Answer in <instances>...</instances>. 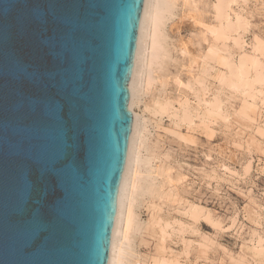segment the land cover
<instances>
[{"label": "water", "instance_id": "obj_1", "mask_svg": "<svg viewBox=\"0 0 264 264\" xmlns=\"http://www.w3.org/2000/svg\"><path fill=\"white\" fill-rule=\"evenodd\" d=\"M144 0H0V264H107Z\"/></svg>", "mask_w": 264, "mask_h": 264}, {"label": "rangeland", "instance_id": "obj_2", "mask_svg": "<svg viewBox=\"0 0 264 264\" xmlns=\"http://www.w3.org/2000/svg\"><path fill=\"white\" fill-rule=\"evenodd\" d=\"M175 2L165 55L128 107L142 143L128 264H264V83L235 92L218 82L230 66L251 81V59L264 73V0L229 5V20L245 25L230 35L215 0Z\"/></svg>", "mask_w": 264, "mask_h": 264}, {"label": "bare ground", "instance_id": "obj_3", "mask_svg": "<svg viewBox=\"0 0 264 264\" xmlns=\"http://www.w3.org/2000/svg\"><path fill=\"white\" fill-rule=\"evenodd\" d=\"M169 1L175 2L176 0H169ZM169 1L168 0H144L142 16H141V21H140V26H139L136 53H135V57L133 61L130 80L128 83V89L130 91V103L128 107L130 110H131V105L135 97V94H137L136 86H137V83L139 82L138 79L142 78L140 76L144 75L145 76V79H144L145 86L150 85V81H152V79L150 78L151 73L154 67L156 65L157 66L159 65L158 61L160 60L158 59L162 60L163 58L162 56L165 55L164 54L165 52L162 48L163 40H162L161 30L163 28L162 25L165 21L164 19H166L164 18V16L168 12V7L170 6ZM232 2H234V0H215V6H214L215 14L213 15L215 16L214 17L215 21L218 23V30L224 35H230L231 33H235L239 29L242 30L243 27L245 26L242 19L236 18V17H239L238 15L234 18V21L229 20L228 18L229 12H227V10L229 11V5ZM172 5H175V4H171V8H172ZM171 8H169V10H171ZM241 37L242 36L239 35L238 39L236 38L237 40L235 42L233 41L236 46L238 45L239 39H241ZM146 40H147V45H146ZM241 42L242 41L240 40V43ZM145 45L147 46V48ZM251 61L250 63L252 64V71H253V79L251 81H248V82L247 80L241 81L240 77L234 71V68L230 66L228 68L229 70L228 74L226 76L222 75L219 77V80H218L219 85L221 87L229 88L235 92H239V90H242L243 92L244 91L251 92L255 88V85L263 86L261 84V83H264L263 68L257 63V61H255V59L253 60L251 59ZM247 96H250V94L249 95L247 94ZM216 102H213L215 104L213 105L211 104V106L217 107L218 105H216ZM184 112L182 113V117L180 119L187 118V114ZM132 115L134 118L133 128H132V132L130 135L126 162H125V166H124V170H123V174L121 178V183H120V189L118 193V198L116 202V209H115V214H114V222H113L112 235H111V241H110V250H109L107 264H128L127 257L128 255H131L129 254V247H130V236L129 235H130L132 226L135 223L134 221L135 215H134L133 209H134L135 196L139 188L138 181H139V177H140L139 175L141 172L139 157L134 154V144L137 142V141L135 142V138L137 137L139 133V130H138L139 127L137 126V123H136L137 121L136 115L134 113ZM138 137L141 138L140 135H138ZM138 141L139 142L137 143L140 146L142 144L141 139H139ZM165 173L168 174L167 172ZM243 259L245 258H242V260ZM153 264H159V261L154 260Z\"/></svg>", "mask_w": 264, "mask_h": 264}]
</instances>
